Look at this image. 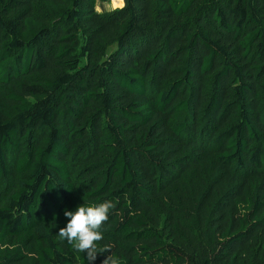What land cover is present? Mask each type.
Instances as JSON below:
<instances>
[{
    "label": "trees",
    "instance_id": "1",
    "mask_svg": "<svg viewBox=\"0 0 264 264\" xmlns=\"http://www.w3.org/2000/svg\"><path fill=\"white\" fill-rule=\"evenodd\" d=\"M104 1L0 0V264H264V0Z\"/></svg>",
    "mask_w": 264,
    "mask_h": 264
},
{
    "label": "clouds",
    "instance_id": "2",
    "mask_svg": "<svg viewBox=\"0 0 264 264\" xmlns=\"http://www.w3.org/2000/svg\"><path fill=\"white\" fill-rule=\"evenodd\" d=\"M114 208L112 201H104L92 205L83 203L74 211L65 210L64 215L68 220L66 226L57 233L59 240L66 241L75 252L86 254L89 264L96 260L98 253H111L109 244L102 247L99 244L104 240L101 229ZM102 264H121V261L111 253Z\"/></svg>",
    "mask_w": 264,
    "mask_h": 264
},
{
    "label": "rangeland",
    "instance_id": "3",
    "mask_svg": "<svg viewBox=\"0 0 264 264\" xmlns=\"http://www.w3.org/2000/svg\"><path fill=\"white\" fill-rule=\"evenodd\" d=\"M114 0H107L104 2H99L96 5V9L101 12V11H109L113 10L115 8H120L124 6V0H122V3L120 5L114 6L113 3ZM89 181L88 178H82L80 180V186L83 187L87 182ZM11 179L10 178H0V203L1 202H6L8 194L10 192L11 188Z\"/></svg>",
    "mask_w": 264,
    "mask_h": 264
},
{
    "label": "bare ground",
    "instance_id": "4",
    "mask_svg": "<svg viewBox=\"0 0 264 264\" xmlns=\"http://www.w3.org/2000/svg\"><path fill=\"white\" fill-rule=\"evenodd\" d=\"M113 3H114L113 5L116 6L118 4H121L122 3V0H114Z\"/></svg>",
    "mask_w": 264,
    "mask_h": 264
}]
</instances>
